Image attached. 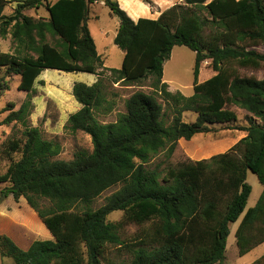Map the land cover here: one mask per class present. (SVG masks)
Masks as SVG:
<instances>
[{"label":"trees","instance_id":"trees-1","mask_svg":"<svg viewBox=\"0 0 264 264\" xmlns=\"http://www.w3.org/2000/svg\"><path fill=\"white\" fill-rule=\"evenodd\" d=\"M9 2L0 0V36L10 34L14 52L0 53V69L19 78V91L34 92L44 70L96 74L102 59L88 27L89 8L96 2L118 20L113 43L124 55L119 69H107L110 80L128 85L150 80L153 91L132 94L125 112L103 124L94 114L112 108L104 77L90 86L74 83L72 95L81 108L69 115L66 128L88 134L92 151L79 150L69 161L55 159L58 143L29 125L31 98L17 110L12 104L3 109L8 113L0 125L22 130L0 145V154L20 155L0 171V184H8L0 201L23 197L53 238L35 240L23 250L0 235L2 256L14 264H110L104 262L107 248L125 246L132 254L129 264H225L230 225L242 214L235 231L238 255L264 243V78L242 74L264 69V0H183L156 19L136 21L117 0H15L13 13L3 15ZM42 6L48 19L24 14ZM176 46L195 54L189 97L170 91L162 79L163 64ZM207 60L214 75L198 83L200 64ZM158 98L171 106L169 124ZM233 107L248 114L246 125L237 124ZM185 112L194 113L195 121H184ZM223 124L246 136L209 159L166 170L148 167L160 154L170 159L179 139L190 141ZM248 172L257 176L262 193L245 211ZM116 185L120 188L102 206L90 208ZM45 202L48 207H41ZM116 211L123 213L121 220L109 222ZM149 222L152 229L124 245L118 233L122 225ZM38 229L45 232L42 225ZM251 264H264V254Z\"/></svg>","mask_w":264,"mask_h":264},{"label":"rangeland","instance_id":"rangeland-1","mask_svg":"<svg viewBox=\"0 0 264 264\" xmlns=\"http://www.w3.org/2000/svg\"><path fill=\"white\" fill-rule=\"evenodd\" d=\"M9 2L3 15H11L16 7L15 0ZM53 2L55 0H49ZM147 4L148 12L143 13L139 18L156 19L160 13L175 4H184L183 0H152ZM146 4V3H145ZM127 6V3L123 4ZM120 7V5H119ZM24 14L34 19H48V13L44 6L39 9L25 10ZM205 13H201L204 16ZM134 21V20H133ZM88 27L91 36L95 42L97 53L102 59V67L96 70V74L87 73H65L55 70H44L38 76L34 83V92L28 94L18 90L19 78L16 76H5L4 70L0 69L1 85L3 87L0 95V124L8 112L3 109L12 104L14 110L27 98H31L33 111L29 116L28 123L32 127H37L42 137L58 143L60 153L55 157L58 160L69 161L79 150L92 151L91 137L81 131L71 132L67 126V119L70 114L75 113L81 108V105L72 95L74 83L81 82L86 85H92L100 78L104 77L105 96L111 103L112 108L109 112L103 110L96 111L94 116L100 123L115 122L118 116L125 112L126 100L136 92L152 93L150 80H144L141 83L128 85L122 82L112 83L110 73L107 69H119L123 60V52L114 45L113 39L118 29V20L110 14L108 7L103 2H96L90 5L88 16ZM14 44L10 34L5 37L0 36V53H13ZM195 63V54L185 46H176L172 49L170 58L163 64V82L168 85L170 91H179L182 95L189 97L193 94V67ZM245 76H253L257 79L264 78V69L257 71H242ZM214 72L210 66V60L200 64L198 83H201L211 76ZM30 95V96H29ZM158 101L163 105L165 113V122L169 124L172 119L171 106L161 98ZM237 115V124L246 125L245 111L240 108H232ZM195 114L192 112L183 113V120L194 122ZM232 124L216 125L213 132L209 134H197L192 140L186 141L179 139L176 149L170 159L166 160L163 154L155 157L148 167L160 166V169L177 168L187 161H197L210 158L225 152L231 137V130L228 128ZM21 126L12 124L9 126L0 125V145L12 138H18L21 135ZM236 135V134H234ZM19 154L7 157L0 154V171L4 173L11 161L19 159ZM246 182L251 186V194L248 198L245 211L254 207L262 193V186L257 176L248 172ZM8 184H0V191ZM120 185L113 186L104 191L91 204V209H97L105 203L106 197L116 192ZM41 207H48V203H42ZM0 235H6L11 238L20 248L29 247L35 240H51L52 237L41 233L39 230V221L37 214L29 207L26 200L20 197L14 200L11 195L0 201ZM123 213L116 211L111 213L107 220L109 222H118ZM243 214L236 223L230 225V233L227 237L225 247V264H251L254 260L264 254V243L260 244L244 256L237 253L235 231ZM38 226V228H37ZM153 223L149 222L142 226L135 224H125L119 228V236L124 245L134 243V239L143 229H152ZM138 240V239H137ZM136 240V241H137ZM132 254L125 246H109L104 255V262L110 264H129ZM0 264H14L10 258L0 254Z\"/></svg>","mask_w":264,"mask_h":264},{"label":"crops","instance_id":"crops-1","mask_svg":"<svg viewBox=\"0 0 264 264\" xmlns=\"http://www.w3.org/2000/svg\"><path fill=\"white\" fill-rule=\"evenodd\" d=\"M153 3V5L156 7V4L152 1V0H149ZM118 4L120 5V8L122 10H124L126 12V14L134 21H136L140 15H142L143 13H146L148 12V5L145 4L144 2H142L141 0H117ZM124 3H127V6H124L123 4ZM159 16V15H158ZM157 16V17H158ZM236 134V135H234ZM231 137H233L231 139V141L229 142V144L227 145L228 146V149L231 148L235 143H237L240 139L244 138L246 136L245 133L243 132H239V131H234L233 133H230ZM227 149V150H228ZM226 150V151H227ZM225 151V152H226ZM224 153V152H223ZM206 159H209V158H206ZM202 160V159H201ZM248 174V173H247ZM247 179V178H246ZM35 213V212H34ZM1 216V214H0ZM37 219L39 221V225H42L44 231V234H47L49 236L52 237L51 233L49 232V230L45 227V225L41 222V220L39 219V217L37 216ZM53 238V237H52ZM28 248V246L25 248H21L23 250H26ZM259 258V257H258Z\"/></svg>","mask_w":264,"mask_h":264}]
</instances>
